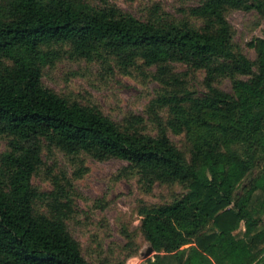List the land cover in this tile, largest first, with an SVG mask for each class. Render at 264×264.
<instances>
[{"label":"trees","instance_id":"trees-1","mask_svg":"<svg viewBox=\"0 0 264 264\" xmlns=\"http://www.w3.org/2000/svg\"><path fill=\"white\" fill-rule=\"evenodd\" d=\"M232 9L264 17V0L181 2L174 12L155 1L145 18L110 0H0V264H115L92 263L71 233L68 175L48 169L45 190L32 182L54 148L122 159L118 174L146 193L183 189L137 205V232L153 249L143 264H264V37L247 41V56ZM58 52L157 87L143 113L113 119L43 83ZM121 232L126 257L136 253L137 232Z\"/></svg>","mask_w":264,"mask_h":264},{"label":"rangeland","instance_id":"rangeland-1","mask_svg":"<svg viewBox=\"0 0 264 264\" xmlns=\"http://www.w3.org/2000/svg\"><path fill=\"white\" fill-rule=\"evenodd\" d=\"M121 9L139 18H145L148 6L158 1L168 11H175L181 3L197 4L199 0H110ZM227 18L235 29V40L242 46L250 58L254 57L253 49L246 43L255 37H264V17L255 11L232 9ZM177 70L185 66L176 65ZM201 72L191 74L190 81L199 87ZM43 83L56 91L80 102L92 103L109 114L113 119H119L127 111L143 113L145 105L153 96L156 81L137 74H125L113 66L99 61H86L70 52H58L52 55L51 63L44 68ZM221 86L230 88L227 79ZM176 139V137H175ZM6 142L0 137V152L5 150ZM45 165L33 175L32 182L40 189H48L50 182L48 169L54 174L64 173L72 179L75 192L76 214L69 220L71 233L82 246L84 256L92 263L99 257L108 256L115 264L134 262L143 264L149 244L137 232L139 217L137 205L144 201L148 204L157 203L170 197L172 192H181L179 185L172 190L156 186L150 193L138 186L136 178L131 175L118 174L119 169L126 164L122 159L110 157L97 160L90 156L70 157L58 149L44 151ZM82 159V160H79ZM79 172L73 177V173ZM59 175V174H58ZM137 232L139 244L136 253L125 255L121 249L124 242L122 229ZM243 232L241 225L236 234ZM129 261V262H128Z\"/></svg>","mask_w":264,"mask_h":264},{"label":"water","instance_id":"water-1","mask_svg":"<svg viewBox=\"0 0 264 264\" xmlns=\"http://www.w3.org/2000/svg\"><path fill=\"white\" fill-rule=\"evenodd\" d=\"M153 253V249H152V247L149 245V247H148V249H147V251H146V256L148 255H151Z\"/></svg>","mask_w":264,"mask_h":264},{"label":"built area","instance_id":"built-area-1","mask_svg":"<svg viewBox=\"0 0 264 264\" xmlns=\"http://www.w3.org/2000/svg\"><path fill=\"white\" fill-rule=\"evenodd\" d=\"M129 262V261H128ZM127 264H136V263H134V262H131V263H127Z\"/></svg>","mask_w":264,"mask_h":264}]
</instances>
